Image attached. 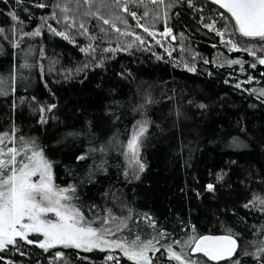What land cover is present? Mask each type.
<instances>
[{
	"label": "trees",
	"instance_id": "obj_1",
	"mask_svg": "<svg viewBox=\"0 0 264 264\" xmlns=\"http://www.w3.org/2000/svg\"><path fill=\"white\" fill-rule=\"evenodd\" d=\"M38 3L48 6L35 7ZM192 5L187 0H0V133L15 128L16 137L34 138L52 162L55 183L75 186L78 199L73 203L86 218L130 216L133 233L145 241L160 240L156 247L167 264L176 261L168 259L162 245L230 233L237 241L231 258L190 257L203 264H264V255H245L264 247V211L259 204L244 207L264 199L262 42L235 32L230 14L209 0H192ZM64 7L67 12L61 11ZM213 20L217 29L229 24L239 50H230L204 27ZM49 25L71 42L54 35ZM166 27L171 35L165 37ZM37 29L39 36L23 35ZM247 49H255L256 56ZM229 60L243 61L242 69ZM53 104L44 113L47 123H40L39 108ZM145 122L138 156L144 170L139 171L129 161L126 145ZM89 148L104 151L89 153ZM81 155L87 158L79 160ZM210 183L215 186L211 192ZM125 230L120 233L127 236ZM160 231L166 238H159ZM174 250L190 253L182 245ZM57 251L67 264H116L106 261L108 255L119 258V264H133L118 251L45 252L19 239L18 248L10 245L0 252V264H54Z\"/></svg>",
	"mask_w": 264,
	"mask_h": 264
},
{
	"label": "snow or ice",
	"instance_id": "obj_2",
	"mask_svg": "<svg viewBox=\"0 0 264 264\" xmlns=\"http://www.w3.org/2000/svg\"><path fill=\"white\" fill-rule=\"evenodd\" d=\"M22 2L23 0H16L17 4ZM151 2L163 3L164 0H151ZM210 2L219 5L221 9L226 10L227 14H230L228 19L234 20L235 32L244 38L261 41L260 47L261 50H264V0H210ZM187 3L193 6L192 0H187ZM47 6L45 3L35 4V7L38 8ZM54 7L60 8V5L57 4ZM61 11L67 12L68 9L64 7L61 8ZM124 11H129L126 2ZM88 14L85 13V15ZM129 14L133 18L136 17L135 12ZM147 14V12L144 13V15ZM9 15L14 21L18 20L15 12H11ZM219 15L222 19L225 18L224 12L219 13ZM53 18H55V13H53ZM64 20L67 23L68 18L65 17ZM103 23L110 24L111 21L104 19ZM48 27L54 35L61 36L71 42L70 36L65 32L57 31L51 25ZM68 27L71 28L72 25L69 24ZM204 27L208 28L209 31H214L221 38V43L229 46L230 50H239L237 43L232 39L233 34L229 32V24L226 23L223 30H221L216 28V21L213 20L211 23L204 24ZM79 28L84 29L85 33L87 32L83 23L79 25ZM3 31L4 29L0 28V33ZM101 31H104V29H101ZM116 31L120 32V29L116 28ZM144 31L153 37L156 35L147 27L144 28ZM40 34L39 29L31 33H23L26 36H39ZM161 35L165 37L171 35V29L166 27ZM226 35L228 36L227 39H225ZM173 39H175L174 36ZM136 40L140 43L144 42L139 36H136ZM13 46L19 47V43ZM88 50L87 48L81 49L85 52ZM106 51H115V49H106ZM247 51L250 55L256 56L255 49H247ZM258 62L264 65V58H258ZM205 63H208V61H205ZM226 63L240 64L241 69L243 67V61L241 60H229ZM252 66L255 67V64ZM188 70L195 71L194 68H188ZM236 87H240V84H237ZM2 94H4V78L0 77V95ZM260 95L264 96V90L260 91ZM55 107V104L48 106L47 109L40 107L39 122L42 124L47 123L44 113L45 111L51 112ZM200 107L204 106L200 105ZM146 130V122L139 123L126 145L128 150L126 155H129L130 159L136 162L139 171L144 170V165L139 162L138 156L142 137ZM15 131L16 129L13 128L11 134L0 133V252L10 245L18 248L19 239V241L29 245L36 244L45 252L56 248L58 245L84 251H92L93 249L115 251L119 249L122 256L132 261L133 264H152L153 258L148 253L152 252L154 254L160 251V248L156 247L160 242L159 239L153 238L145 241L141 239L139 234L133 233L127 224V221L131 219L130 216L117 218L109 213L104 218H97L100 226H95L97 220L86 218L81 208L73 203L74 200L78 199L75 186L60 187L56 185L52 173V162L47 159L42 147L37 144L34 138L16 137ZM68 135L75 136L77 133H69ZM95 151L103 152L104 148H89V153ZM86 158V155L78 157L79 160ZM218 179L222 180L223 176H218ZM214 189L213 184L207 185L208 191L211 192ZM250 204H259L261 206L260 210L264 211V199H255L245 204L244 207L247 208ZM117 219L120 220V223L117 224L116 231H113L108 225ZM145 219L149 221L152 227H155V222L150 217L145 216ZM125 228L128 229L127 236L116 239L108 238L109 236H115L116 232ZM30 235L42 237V239H29ZM166 235L163 231L158 233L160 239L166 238ZM180 245L184 248H190V253L175 251L174 246ZM161 247L165 248L168 259L176 261L177 264H199V261L190 259L189 256L202 253L204 257L211 261L231 258L236 252L237 241L231 233L225 236L204 235L193 236L186 241L177 239ZM245 255H253L259 258L260 255H264V247L259 248L257 253H245ZM53 261L54 264L56 261H63V253L55 252ZM106 261H115L116 264H119V258L113 255H108ZM63 264H67V262L63 261ZM233 264H239V262L233 261Z\"/></svg>",
	"mask_w": 264,
	"mask_h": 264
},
{
	"label": "rangeland",
	"instance_id": "obj_3",
	"mask_svg": "<svg viewBox=\"0 0 264 264\" xmlns=\"http://www.w3.org/2000/svg\"><path fill=\"white\" fill-rule=\"evenodd\" d=\"M128 158L130 159V156L128 155ZM129 161H132V162H134V160H129ZM52 173H53V168H52ZM53 178H54V176H53ZM35 179V178H34ZM54 183H55V180H54ZM56 184V183H55ZM57 185V184H56ZM50 216H51V214H49ZM97 221H99V220H97ZM120 223V220L119 219H117L116 221H114V222H112L110 225H108V227H110L113 231H116V228H117V224H119ZM95 226H97V227H99L100 226V224H96ZM123 231H126L125 229H122ZM121 230V231H122ZM121 231H119V232H116V235L115 236H109L108 238L109 239H116V238H119V237H121V236H125V235H123L122 233H120ZM42 239V238H41ZM56 248H64L63 246H60V245H58ZM54 249V248H53ZM79 250H82V249H79ZM93 250H96V249H93ZM115 251H118L119 253H121L120 252V250L119 249H116ZM184 253H189V252H184ZM122 254V253H121ZM148 255L150 256V257H152L153 259H152V263L154 262V263H156V261H157V264H167V262H165V261H163L162 260V256H164L165 254H164V252H156V253H152V252H149L148 253ZM189 258L190 259H194V258H191L190 256H189ZM194 260H197V261H199V264H203V262L199 259V258H195ZM176 264H177V262H176Z\"/></svg>",
	"mask_w": 264,
	"mask_h": 264
},
{
	"label": "water",
	"instance_id": "obj_4",
	"mask_svg": "<svg viewBox=\"0 0 264 264\" xmlns=\"http://www.w3.org/2000/svg\"><path fill=\"white\" fill-rule=\"evenodd\" d=\"M210 1V0H209ZM219 6V5H218ZM226 11V10H225ZM197 254H202V253H197Z\"/></svg>",
	"mask_w": 264,
	"mask_h": 264
}]
</instances>
